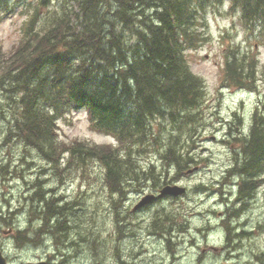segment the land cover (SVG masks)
Wrapping results in <instances>:
<instances>
[{"label":"rangeland","instance_id":"1","mask_svg":"<svg viewBox=\"0 0 264 264\" xmlns=\"http://www.w3.org/2000/svg\"><path fill=\"white\" fill-rule=\"evenodd\" d=\"M67 4L73 5V1L12 0L11 11H0V50L4 56L19 44L26 22L34 20V30L40 31ZM115 8L110 0L106 5L110 13L105 11V15L109 13L108 18H112ZM203 16L204 40L197 47L185 50L184 54L190 70L203 80L204 96L189 115L191 121L181 120L176 125L168 119H153L152 126L158 138L148 147L149 151L137 155L138 163L145 168L152 162L156 166V178L163 180L155 178L141 184L128 183L120 194L108 190L102 166L97 161L78 165L73 160L69 163L68 154L61 153L56 169V163L48 162L17 136L11 108L7 104L8 92L0 85V214L3 212L0 215V248H3L9 264L48 259L47 252L52 249L48 238L56 225L60 229H54L56 237L69 233L74 240L76 237L78 240L82 237L88 239L89 254L94 258H88L90 264L96 263L98 258H102L104 264L114 262L113 257L105 259L104 251L108 249H103L97 242L106 246L119 241L115 245L120 250L117 254L128 260L137 255L136 251L142 253L146 248L160 251V240L143 233L148 224L142 220L144 214L155 211L160 213V225L168 216L166 226L174 228L167 235L170 245L176 247L179 254L177 264H264V168L257 175L255 173L260 181L257 199L244 204L237 198L238 189L246 177L237 164L241 159L243 137L248 134L255 117H259V126L264 127V40H259L257 33L244 26L239 11L230 7L229 0H219L207 6ZM115 27L129 40L136 24L125 25L117 21ZM67 28L79 30V25L74 27L69 22ZM232 53L238 57L245 55L256 62L253 75L246 80L250 82L246 88L227 86L225 61ZM57 125L61 145L70 144L74 139L115 143L111 136L90 128L84 109L67 112L57 120ZM152 138L156 139V135ZM175 142H181L179 145L183 150H191L188 156L194 160L180 169L172 163L167 164L159 155L164 144L173 145ZM194 167L197 168L194 170ZM172 180H178V184L186 188L184 194L164 195L150 209L138 213L131 211L143 195L158 193L162 182ZM41 196L46 198L43 202ZM241 197L244 201L249 199L245 195ZM46 200H51V216L43 214L42 204ZM231 211L235 214L232 215ZM53 217L62 221L57 219L54 223ZM66 221L69 230L59 225ZM10 228L13 232L6 233ZM20 231L22 236L18 237ZM126 234L129 237L124 238ZM171 246L169 249L174 252ZM254 258L260 262L253 261Z\"/></svg>","mask_w":264,"mask_h":264},{"label":"trees","instance_id":"2","mask_svg":"<svg viewBox=\"0 0 264 264\" xmlns=\"http://www.w3.org/2000/svg\"><path fill=\"white\" fill-rule=\"evenodd\" d=\"M11 1L0 0V11H11ZM70 1L73 5L50 17L52 22L40 31L34 30V20L26 22L9 55L0 50V85L8 92L17 136L27 146L56 163V169L61 153L78 165L97 161L108 190L121 194L125 184L157 177L156 166L151 162L145 168L137 157L158 138L152 120L191 121L189 115L200 104L204 83L190 70L184 52L204 40L203 12L219 0H113L112 18L106 10L110 0ZM229 5L263 41L264 0H229ZM117 21L136 24L129 40L116 30ZM69 22L79 30L67 28ZM255 64L232 53L225 61L227 86L246 88ZM77 109L86 110L91 129L115 143L74 139L61 145L57 120ZM257 120L243 137L237 161L250 180L264 168V127ZM179 144H164L159 155L180 169L194 160L188 156L191 150ZM45 204L48 216L51 202Z\"/></svg>","mask_w":264,"mask_h":264},{"label":"flooded vegetation","instance_id":"3","mask_svg":"<svg viewBox=\"0 0 264 264\" xmlns=\"http://www.w3.org/2000/svg\"><path fill=\"white\" fill-rule=\"evenodd\" d=\"M245 181L246 182L243 181V186L241 188H239L238 192H237V198L241 199L244 204L245 203H251L253 200L257 199L256 191H257V187L260 184V181L257 180V178L255 176H253V178L251 180H250V178L249 179L245 178ZM172 183H178V182H177V180H172ZM241 195H245L246 197H249V199L247 201H244L242 199ZM162 196H164V195H160L157 192L153 193V199L149 200L147 203H145L139 207H135L137 204V202H136L132 206L131 211H136L134 213H138L139 211H143L145 209H150L153 206L157 205L158 200L161 201L163 199ZM143 197H144V195L138 200V202ZM62 199H63V197H62ZM166 199H168V197ZM54 205H55V203H54ZM60 205H62V204H60ZM238 209H240V207H238ZM43 211H46V209H44ZM50 211L51 210H49L47 213H51ZM146 211H149V210H146ZM144 215L145 216H143L144 218L142 220H144V222H148V224H146L144 226L145 232H143V233H147V235H148L147 237L158 238V240H160L161 250L160 251H156V250L151 251V250H149V248H146L145 250H143L142 253H138L136 251L137 255L131 256L130 257L131 260L130 259L129 260L128 259L123 260L120 257L121 255L117 254L118 252H120L119 248L117 246H114L117 244L118 241L107 243L106 246L103 245V242H97V243H101V245L103 246V249H105V248L108 249L107 252L104 251L105 259L113 257L114 262L112 264H177L176 262L179 259V254L176 252V247L173 248L170 245V241L168 240V235H167V232H169L171 229H174V228H172L173 227L172 225H170L168 227L166 226V222L169 221L168 220L169 217L166 216L165 219H167V220H164V223L162 225H160L158 221L161 218L159 217L160 213L158 211H155L154 213H151V214H144ZM150 217H151V219H150ZM154 218L156 220V224H154V221H155ZM57 219H59V218L53 217L52 222L55 223L57 221ZM40 220H41V218H40ZM59 220H61V218ZM69 222H70V220H69ZM66 224L68 226L67 222L66 223L61 222L60 226H62L65 230H67L69 227H67ZM41 227H42V225L39 226V228H41ZM65 227H67V228H65ZM127 228L129 229L128 226H127ZM54 229L57 230L58 226H56ZM55 231L53 230V232L51 233L53 237H54L53 233H55ZM12 232L13 231L10 228V229H8V231L6 233H12ZM52 236H49V238H48V239L52 238L51 239L52 249L48 250V252H47L48 259L37 258L35 260H32L33 262H35L37 264H90V262L88 260V258L91 257L89 254L90 245L86 239H83V237H82L81 240H78V239L74 240L72 238V234H69V233L66 234V236H62V237H56L55 236L56 238L55 237L53 238ZM123 237L124 238L129 237V235L126 234ZM53 242H54V244H53ZM169 246H171L173 249H175L174 252H172L169 249ZM65 247H66V249H65ZM142 248H144V247L142 246ZM58 249H61V250H58ZM0 250L4 254L3 248H0ZM57 251L59 253H57ZM84 254H86V255H84ZM4 255L6 257V254H4ZM78 255H80V257L75 258V256H78ZM147 256H149V257H147ZM173 256H175V257H173ZM91 258H93V257H91ZM253 261L258 262V263L260 262L256 258H254ZM95 262L96 263H94V264H104L102 261V258H98V260H95Z\"/></svg>","mask_w":264,"mask_h":264},{"label":"bare ground","instance_id":"4","mask_svg":"<svg viewBox=\"0 0 264 264\" xmlns=\"http://www.w3.org/2000/svg\"><path fill=\"white\" fill-rule=\"evenodd\" d=\"M255 141H256V140H255ZM254 148H255V147H254ZM181 158H182V157H181ZM180 163H181V162H180ZM176 166H177V165H176ZM246 185H247V184H246ZM38 189H39V187H38ZM36 191H37V190H36ZM42 191L44 192L43 189H42ZM32 192H33V191H32ZM233 192H234V191H233ZM37 193H38V192H37ZM37 193H36V194H37ZM41 193H42V192H41ZM31 194H32V193H31ZM31 194H30V195H31ZM33 194H34V193H33ZM27 196H28V195H27ZM25 197H26V195H25ZM29 197H30V196H29ZM32 197H33V196H32ZM35 197H36V196H35ZM27 198H28V197H27ZM36 198H37V197H36ZM29 199H31V198H29ZM38 199H39V198H38ZM45 199H46V198H45ZM47 199H48V198H47ZM26 201H27V200H26ZM29 201H30V200H29ZM46 201H47V200H46ZM50 201H51V200H50ZM50 201H49V202H50ZM33 202H34V201H33ZM36 202H37V201H36ZM40 202H41V201H40ZM25 203H26V202H25ZM31 204H32V203H31ZM43 204H44V203H43ZM28 205H29V204H28ZM33 205H34V204H33ZM45 205H46V204H44V206H45ZM249 205H250V204H249ZM50 206H51V204H50ZM60 206H61V205H60ZM63 206H64V205H63ZM243 206H244V205H243ZM245 206H246V205H245ZM245 206H244V208H245ZM19 207H20V206H19ZM42 207H43V205H42ZM57 207L59 208V206H57ZM65 207H66V206H65ZM27 208H28V207H27ZM58 208H57V212H58V210H59ZM60 208H61V207H60ZM244 208H243V209H244ZM10 209H11V208H10ZM18 209H19V208H18ZM20 209H21V208H20ZM24 209H25V208H24ZM28 209H29V208H28ZM49 209H50V208H49ZM61 209H62V208H61ZM240 209H241V208H240ZM240 209L237 208V210H239V211H240ZM247 209H248V208H247ZM249 209H250V208H249ZM249 209H248V210H249ZM26 210H27V209H26ZM67 210H68V209H67ZM69 210H70V209H69ZM69 210H68V211H69ZM235 210H236V209H235ZM2 211H3V210H2ZM27 211H28V210H27ZM33 211H34V210H33ZM36 211H37V210H36ZM65 211H66V210H65ZM239 211H238V213H239ZM242 211H244V210H242ZM10 212H11V211H10ZM12 212H13V211H12ZM38 212H39V211H38ZM44 212H46V211H44ZM69 212H70V211H69ZM235 212H236V211H235ZM247 212H248V211H247ZM23 213H24V212H23ZM28 213L30 214V212H28ZM32 213H34V212H32ZM231 213H232V211H231ZM1 214H3V212H2ZM1 214H0V215H1ZM11 214H12V213H10V216H11ZM48 214H50V216H51V213H48ZM228 214H229V212H228ZM233 214H235V213H232V215H233ZM4 215H5V213H4ZM36 215H37V214H36ZM232 215L229 214V216H232ZM40 216H42V215H39V217H40ZM45 216H47V215H45ZM48 216H49V215H48ZM13 217H14V216H13ZM31 217H34V216L32 215ZM234 217H235V216H234ZM239 217H240V216H239ZM243 217H244V216H242V218H243ZM41 218H43V217H41ZM14 219H15V218H14ZM29 219H30V218H29ZM36 219H37V218H36ZM50 219H52V217H51ZM15 220H16V219H15ZM31 220H32V219H31ZM41 220H43V219H41ZM69 220H70V219H69ZM12 221H13V220H12ZM36 221H37V220H36ZM47 221H48V220H47ZM47 221H46V222H47ZM61 221H62V220H61ZM63 221H64V220H63ZM232 221H233V220H232ZM234 221H236V220H234ZM7 222H8V221H7ZM34 222H35V221H34ZM66 222H67V221H66ZM242 222H243V221H242ZM242 222H241V223H242ZM5 223H6V222H5ZM5 223H4V224H5ZM40 223H41V222H40ZM50 223H51V222H50ZM58 223H59V222H58ZM225 223H226V220H225ZM241 223H240V224H241ZM28 224H29V223H28ZM32 224H33V223H32ZM41 224L43 225V223H41ZM60 224H61V222H60ZM60 224H59V225H60ZM70 224L74 225L73 223H70ZM12 225H13V224H12ZM23 225H24V224H23ZM55 225H56V224H55ZM75 225H76V224H75ZM44 226H45V225H44ZM51 226L53 227V225H51ZM56 226H58V225H56ZM63 226H64V225H63ZM66 226H67V224H66ZM68 226H69V225H68ZM70 226H71V225H70ZM234 226H235V225H234ZM245 226H247V224H246ZM14 227H15V226H14ZM76 227H77V226H76ZM17 228H18V227H17ZM19 228H21V227H19ZM65 228H67V227H65ZM69 228H70V227H69ZM14 229H15V228H14ZM30 229H31V228H30ZM240 229H241V228H240ZM53 230H54V229H53ZM58 230L60 231V229H58ZM68 230H69V229H68ZM76 230H77V229H76ZM228 230H229V229H228ZM22 231L24 232L23 229H22ZM51 231H52V230H51ZM225 231H226V230H225ZM238 231H239V230H238ZM243 231H244V230H243ZM15 232H16V231H15ZM30 232H31V231H30ZM72 232H73V231H72ZM262 232H263V231H262ZM50 233H51V232H50ZM73 233H74V232H73ZM232 233H233V232H232ZM15 234H16V233H15ZM20 234H21V231H20ZM25 234H26V233H25ZM33 234H35V233L33 232ZM75 234L77 235L78 232L75 233ZM226 234H227V232H226ZM237 234H238V232H237ZM243 234H244V233H243ZM246 234H247V233H246ZM18 235H19V234H18ZM27 235H28V234H27ZM27 235H26V236H27ZM235 235H236V234H235ZM244 235H245V234H244ZM15 236H16V235H15ZM21 236H22V235H21ZM21 236H20V237H21ZM26 236H25V237H26ZM48 236H49V235H48ZM232 236H234V235H232ZM236 236H237V235H236ZM23 237H24V235H23ZM23 237H22V238H23ZM28 237H29V235H28ZM30 237H31V234H30ZM37 237H38V235H37ZM54 237H55V236H54ZM54 237H53V238H54ZM13 238H14V237H13ZM22 238H21V239H22ZM26 238H27V237H26ZM31 238H32V237H31ZM55 238H56V237H55ZM77 238H78V237H76V239H77ZM79 238H81V237H79ZM226 238H227V236H226ZM19 239H20V238H19ZM51 239H52V238H51ZM61 239H62V238H61ZM227 239H229V236H228ZM23 240H25V238H24ZM23 240H22V241H23ZM28 240H29V238H28ZM28 240H27V241H28ZM86 240H88V239L86 238ZM16 241H17V240H16ZM18 241H20V240H18ZM52 241H53V240H52ZM83 241H84V240H83ZM228 241H229V240H228ZM86 242H87V241H86ZM118 242H119V241H118ZM17 243H18V242H17ZM24 243H25V242H24ZM42 243H43V242H42ZM44 244H45V243H44ZM53 244H54V242H53ZM99 244H101V243H99ZM99 244H97V245H99ZM120 244H121V243H120ZM18 245H20V244H18ZM57 245H58V244H57ZM57 245H56V246H57ZM89 245H90V244H89ZM91 245H93V244H91ZM114 246H115V245H114ZM117 246H118V245H117ZM127 246H128V245H127ZM37 247H38V246H37ZM51 247H52V246H51ZM84 247H85V246H84ZM84 247H83V248H84ZM112 247H113V246H112ZM55 248H56V247H55ZM60 248H61V247H60ZM62 248H63V247H62ZM68 248H69V247H68ZM85 248H86V247H85ZM85 248H84V249H85ZM94 248H95V247H94ZM96 248H97V247H96ZM98 248H99V247H98ZM109 248H110V247H109ZM65 249H66V247H65ZM86 249H87V248H86ZM90 249H91V248H90ZM58 250H61V249H58ZM95 250H96V249H95ZM99 251H100V249H99ZM94 252H95V251H94ZM57 253H59V252L57 251ZM92 253H93V251H92ZM129 253H130V252H129ZM170 253H171V252H170ZM97 254H98V253H97ZM175 254H176V253H175ZM51 255H52V254H51ZM54 255H55V254H54ZM84 255H86V254H84ZM123 255H124V254H123ZM96 256H97V255H96ZM85 257H86V256H85ZM98 257H99V256H98ZM129 257H130V255H129ZM129 257H128V258H129ZM147 257H149V256H147ZM173 257H175V256H173ZM123 260H124V259H123ZM130 260H131V259H130ZM261 261H262V259H261ZM59 262H60V261H59ZM130 262H131V261H130ZM262 264H263V263H262Z\"/></svg>","mask_w":264,"mask_h":264},{"label":"water","instance_id":"5","mask_svg":"<svg viewBox=\"0 0 264 264\" xmlns=\"http://www.w3.org/2000/svg\"><path fill=\"white\" fill-rule=\"evenodd\" d=\"M185 191L184 187H181L179 185H165L160 189L159 194L160 195H174L177 196ZM153 199V194L145 195L137 204L135 207H139L145 203H147L149 200ZM0 264H8L5 257L3 256L1 250H0ZM24 264H37L35 262H26Z\"/></svg>","mask_w":264,"mask_h":264}]
</instances>
